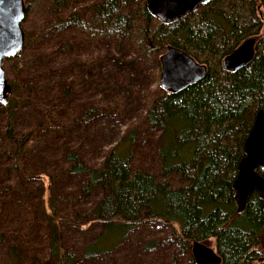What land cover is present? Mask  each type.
I'll use <instances>...</instances> for the list:
<instances>
[{"label": "trees", "instance_id": "1", "mask_svg": "<svg viewBox=\"0 0 264 264\" xmlns=\"http://www.w3.org/2000/svg\"><path fill=\"white\" fill-rule=\"evenodd\" d=\"M82 1L44 0V5L62 19L42 29H23L22 50L38 43L45 49L52 32L75 27L93 41L116 35L129 39L145 62H155L158 52L170 45L205 64L208 71L202 81L182 92L161 90L145 101L144 121L159 132L153 166L136 165L133 131L126 132L96 168L76 162L73 154L67 156L72 163L66 171L85 176L76 191L65 195L73 206L86 212L78 223L57 215L58 199L51 194L53 177L44 176L43 184L35 190L41 215L32 211L24 215L28 218L26 226L39 229V241L21 254L9 245L10 260L17 263L22 258L27 264H40L41 255L46 253L53 264H70L74 256L65 250L61 233L65 224L82 230L100 227L84 250L85 257H93L109 255L134 229L156 222L171 227L170 238L186 254L184 264H195L189 250L191 242L207 245L210 240H214L221 264H264L262 203L253 194L244 211L238 213L231 190L244 156L245 138L256 113L264 112V0H215L170 25L151 17L144 0H93L88 19L72 11ZM39 3L25 0L23 24L40 9ZM249 38L255 39L252 62L237 72L225 70L222 59ZM21 53L4 63L20 61ZM156 64L158 71L153 76L159 79L160 65L158 61ZM7 81L10 93L6 105L0 106V177L10 176L14 181L13 188L4 187L10 191L8 196L26 197L30 192L24 182L32 176L25 173L24 156L36 144L39 132L59 128L48 117L54 107L48 105L45 111L32 100V93L37 91L22 99L20 86L14 80ZM96 87L100 88L98 84ZM30 90H44L45 94L47 87L36 85ZM25 102L41 115L42 122L33 131L22 133L16 130L14 110ZM7 111L6 123H2ZM91 113L94 111L85 115ZM10 158L12 163H7ZM258 173L264 178V169ZM88 203L89 208L81 207ZM15 205L17 208V202ZM75 213L74 217L80 214ZM12 219L1 211L0 220Z\"/></svg>", "mask_w": 264, "mask_h": 264}, {"label": "rangeland", "instance_id": "2", "mask_svg": "<svg viewBox=\"0 0 264 264\" xmlns=\"http://www.w3.org/2000/svg\"><path fill=\"white\" fill-rule=\"evenodd\" d=\"M43 1L40 0V9L30 15L25 24L22 23L24 30L42 29L62 19L50 11ZM92 4L93 0H83L72 11L88 19L92 15ZM163 52H158L155 62H145L139 59L129 39L116 35L93 41L75 27H70L58 33L52 32L45 49L43 43H38L29 50H22L20 61L13 65L4 63L6 79L14 80L20 86L22 99L28 93L37 91L32 93V100L37 106L45 111L48 105L54 107L48 117L59 129L39 132L36 144L24 156L25 173L32 176L24 182L30 192L26 197L8 196L10 191H4V187L13 188L14 181H10V176L0 177V217L3 210L13 217L11 221L0 220V264H27L22 258L17 263L12 262L8 246H14L21 254L28 245L39 241V229L26 226L28 218L24 215L30 211L41 215L35 190L43 184L44 176L53 177L51 194L58 199L59 217L78 223V219L86 214L65 199V195L76 191L79 183L85 179L82 174L66 171L72 163L67 159L68 155H75L76 162L86 167L96 168L104 154L126 132L133 131L136 133V165L153 166L159 132L152 131L145 123L147 107L144 103L149 102L151 96L161 93L162 89H158L159 79H155L153 74L158 71L156 61ZM36 85H46L47 92L30 90ZM103 87L104 90L100 91ZM63 94H66L65 98ZM89 110L94 113L86 116ZM14 111L17 113L15 126L19 132L33 131L42 122L41 115L30 103L25 102ZM8 114L9 111L3 113L2 123H6ZM12 161L13 158H10L7 163ZM90 205L81 204V207L85 209ZM76 211L80 214L74 217ZM14 227H18V230ZM83 230L62 225L64 248L74 256L70 264H184L187 259L170 238L171 227L156 222L134 229L107 256H84L85 248L94 241L100 227L88 226ZM206 246L215 250L214 240H210ZM41 257L40 264H53L46 253Z\"/></svg>", "mask_w": 264, "mask_h": 264}, {"label": "water", "instance_id": "3", "mask_svg": "<svg viewBox=\"0 0 264 264\" xmlns=\"http://www.w3.org/2000/svg\"><path fill=\"white\" fill-rule=\"evenodd\" d=\"M215 0H144L151 17L165 25L173 24L195 12L200 6ZM26 17L25 0H0V106L7 103L10 87L5 76V59L14 58L24 46L22 23ZM255 53V39L243 41L221 62L225 70L237 72L248 66ZM159 86L168 93H179L202 81L208 71L194 57L182 49L167 46L159 56ZM264 169V112L256 113L254 123L244 141V156L237 166V176L231 190L237 212L244 211L247 201L257 194L264 214V178L258 173ZM191 255L195 264H221L216 250L193 242Z\"/></svg>", "mask_w": 264, "mask_h": 264}, {"label": "flooded vegetation", "instance_id": "4", "mask_svg": "<svg viewBox=\"0 0 264 264\" xmlns=\"http://www.w3.org/2000/svg\"><path fill=\"white\" fill-rule=\"evenodd\" d=\"M193 242H195V241H193ZM193 242L190 243V249H189V250H190V253H191V245H192ZM207 244H208V243H207Z\"/></svg>", "mask_w": 264, "mask_h": 264}]
</instances>
